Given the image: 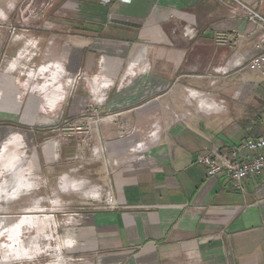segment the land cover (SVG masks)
Wrapping results in <instances>:
<instances>
[{
    "label": "crops",
    "instance_id": "1",
    "mask_svg": "<svg viewBox=\"0 0 264 264\" xmlns=\"http://www.w3.org/2000/svg\"><path fill=\"white\" fill-rule=\"evenodd\" d=\"M20 1L0 0V19L7 6ZM109 1L63 0L67 19L48 36L46 55L38 60L42 53L31 39L27 55L14 59V73L22 61L31 65L27 81L36 86L28 92L44 101V115L37 107L23 114L19 96L18 102L0 104L1 120H36L52 113L82 124L78 130L72 126L76 133L67 139L59 138L53 125L43 133L52 197L61 178L66 194L75 188L94 199L101 195L93 187L113 190V207L94 204L69 225L72 260L264 264V174L246 179L242 192L225 174L208 181L207 169L194 164L213 145L230 153L247 138L264 137V74L231 65L256 53L255 26L233 19L218 0ZM241 1L260 7L264 16V0ZM49 54L55 60L63 57L65 69L44 66L36 72ZM133 61L141 62V73L124 80L126 65ZM223 65H231L229 75L213 72ZM65 70L73 78L83 75L71 93ZM39 81L50 83L37 88ZM107 81L113 83L110 88ZM122 81L127 82L121 86ZM187 89L205 92L211 110L201 112L196 102L189 104ZM3 94L0 88V99ZM219 105L225 110L219 111ZM89 106H95L97 115L83 118ZM187 112L192 113L189 121L172 125L174 113ZM88 117L94 120L86 121ZM154 124L161 137L145 160L112 168L108 175L104 157H93L91 150L101 146L105 157L123 160L130 141L143 140ZM62 258L51 264H62Z\"/></svg>",
    "mask_w": 264,
    "mask_h": 264
},
{
    "label": "rangeland",
    "instance_id": "2",
    "mask_svg": "<svg viewBox=\"0 0 264 264\" xmlns=\"http://www.w3.org/2000/svg\"><path fill=\"white\" fill-rule=\"evenodd\" d=\"M62 2L21 0L17 5L7 6L6 17L0 19V88L4 90L0 104L13 99L18 102L16 99L19 96L23 114L26 110L32 114L31 110L35 111L37 107L44 115L42 112L47 110L44 101L28 92L30 87L36 86V83L27 81L31 65L22 61L18 65L19 70L14 73L13 63L20 54L27 55L25 47L33 43L31 39L37 41L36 46L42 53L37 55L38 60L46 55L48 36L61 29L62 21L67 19ZM41 65L38 64L37 68ZM74 78L75 81H72ZM74 78L68 81L69 93L76 89L77 77ZM44 83L50 81H39L37 88ZM91 120L94 119L88 117L86 121ZM75 121L65 116H52V113L50 117L36 120L28 116L14 120L2 118L0 121V264H51L61 255L62 264L78 262L72 260L69 248V225L74 223L72 220H77L82 211L90 209L95 200L76 192L78 189L75 188L69 189L72 193L66 194L67 188L62 182L64 178L54 187L57 195L51 196V183L45 175L48 138L43 134L48 126L53 125L59 131V138L74 137L76 132H72L71 127L78 130L82 125L74 124ZM89 136L90 133H87V141ZM7 146L12 147L11 151ZM75 181L78 182V179L75 178L73 183ZM18 224H22V228L14 230Z\"/></svg>",
    "mask_w": 264,
    "mask_h": 264
},
{
    "label": "built area",
    "instance_id": "3",
    "mask_svg": "<svg viewBox=\"0 0 264 264\" xmlns=\"http://www.w3.org/2000/svg\"><path fill=\"white\" fill-rule=\"evenodd\" d=\"M218 1L223 6L227 7L233 19L242 18L252 23L258 34L257 41L254 44L256 53L248 57L245 62L236 58L232 60L231 65L240 72L248 70L264 74V16L261 8L258 6L247 5L241 0ZM109 2V0H103L104 4H108ZM50 46H54L53 40L50 42ZM64 61L65 59L63 57H59L56 60L51 57L45 61V64L43 63L35 70L39 73L44 66L53 68L60 65L64 67ZM140 64L141 62L135 61L128 63L126 65L124 80H126V76L128 75L134 77L141 73L142 68ZM231 65L219 66L214 68L213 72L218 75L227 76L231 73ZM63 76H65V78H68L69 76L73 77V75L67 72L66 74L64 73ZM81 76L83 75L79 74L77 75V78ZM126 82L127 81H122L121 86ZM112 85L113 83L110 81L105 83L106 88H110ZM186 92L187 102L189 104L196 102L197 108L201 112L211 110L209 103L210 99L206 96L205 92L190 89H187ZM100 100L101 97L98 101ZM223 110H225V106L219 105V111ZM87 115H97L95 106H89L83 110L82 117L84 118ZM191 116V112L182 115L174 113L172 117V125L176 126L185 123L186 121H189ZM160 137V128L157 124H154L143 140L136 141L133 139L130 141L128 155L123 160H111L105 157V150L101 146L93 148L91 152L93 157H104L103 161L109 175L112 168L119 170L129 163L145 160L148 154L156 147ZM194 164L203 166L207 169L208 181L213 180L219 174H225L227 178L232 181L233 186L237 190L244 192L243 183L246 179L250 177H259L264 174V137L247 138L239 147L233 148L230 153H224L219 147L213 145L206 153L196 156ZM92 191L100 193L101 195L99 198L90 199L95 200L93 204L101 203V205H106L108 207H113L115 205L116 202L114 200L113 190L110 186L107 189H102L99 186L93 187ZM72 216L74 215H71V217Z\"/></svg>",
    "mask_w": 264,
    "mask_h": 264
}]
</instances>
